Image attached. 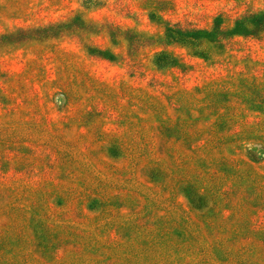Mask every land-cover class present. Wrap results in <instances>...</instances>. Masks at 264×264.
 Here are the masks:
<instances>
[{
  "label": "rangeland",
  "instance_id": "1",
  "mask_svg": "<svg viewBox=\"0 0 264 264\" xmlns=\"http://www.w3.org/2000/svg\"><path fill=\"white\" fill-rule=\"evenodd\" d=\"M0 264H264V0H0Z\"/></svg>",
  "mask_w": 264,
  "mask_h": 264
},
{
  "label": "trees",
  "instance_id": "2",
  "mask_svg": "<svg viewBox=\"0 0 264 264\" xmlns=\"http://www.w3.org/2000/svg\"><path fill=\"white\" fill-rule=\"evenodd\" d=\"M162 56H164V54H160V55H159V58L162 57Z\"/></svg>",
  "mask_w": 264,
  "mask_h": 264
}]
</instances>
